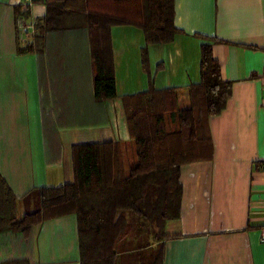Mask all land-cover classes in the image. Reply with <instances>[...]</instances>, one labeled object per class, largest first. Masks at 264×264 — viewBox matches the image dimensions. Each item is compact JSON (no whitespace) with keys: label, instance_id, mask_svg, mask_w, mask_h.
<instances>
[{"label":"crops","instance_id":"0c3cea01","mask_svg":"<svg viewBox=\"0 0 264 264\" xmlns=\"http://www.w3.org/2000/svg\"><path fill=\"white\" fill-rule=\"evenodd\" d=\"M22 0H0V175L17 198V216L35 210L38 191L75 181L73 147L120 143L125 169L136 163L123 98L147 92L145 37L134 26L111 30L117 99L94 95L91 38L82 29L49 33L43 55H19ZM46 14L38 2L29 24ZM170 44L149 47L157 90H175L181 109L200 83L201 47L211 44L232 96L210 119L214 158L183 165L180 221L163 246V264H264V0H175ZM36 211H31V213ZM80 264L75 215L0 236V261Z\"/></svg>","mask_w":264,"mask_h":264},{"label":"trees","instance_id":"16d2710c","mask_svg":"<svg viewBox=\"0 0 264 264\" xmlns=\"http://www.w3.org/2000/svg\"><path fill=\"white\" fill-rule=\"evenodd\" d=\"M46 14L35 23L32 42L18 45L19 55L45 52L49 33L82 29L91 38L94 95L98 102L117 99L111 44L114 26H134L145 37L142 66L150 89L123 98L136 163L125 169L120 143L73 147L75 181L38 191L40 209L17 216V198L0 175V236L29 237L46 221L75 215L80 264H163V246L172 236L167 226L181 218L183 165L212 160L210 119L222 113L232 96V83L221 76L211 44L201 47L200 83L190 88V107L181 109L175 90H157L149 72V47L172 43L175 0H41ZM17 17L30 10L16 8ZM136 222L154 225L156 245L125 249ZM141 223V224H142ZM148 241V239H147ZM0 264H32L28 259Z\"/></svg>","mask_w":264,"mask_h":264},{"label":"rangeland","instance_id":"374dc122","mask_svg":"<svg viewBox=\"0 0 264 264\" xmlns=\"http://www.w3.org/2000/svg\"><path fill=\"white\" fill-rule=\"evenodd\" d=\"M40 209V203L38 202L35 210H31L30 208L27 210L29 213L31 211H38ZM142 222H136L134 225V232L132 236L129 238L128 243L125 245V249L137 250L138 247L146 246L150 244L152 246L156 245L155 233L157 232V228L154 225H146ZM177 223H171L167 226V234L171 233V227L175 226ZM148 239V241H147Z\"/></svg>","mask_w":264,"mask_h":264},{"label":"built area","instance_id":"2783aa9c","mask_svg":"<svg viewBox=\"0 0 264 264\" xmlns=\"http://www.w3.org/2000/svg\"><path fill=\"white\" fill-rule=\"evenodd\" d=\"M41 0H22L21 1V7L24 10H31V8L36 5L38 2H40ZM16 27L18 30V33L20 35V38L23 42H26V39L28 38V35H30V33H35V24H29L27 22V18H25L24 16H19L16 20ZM261 241L262 243H264V229L262 231V236H261Z\"/></svg>","mask_w":264,"mask_h":264}]
</instances>
